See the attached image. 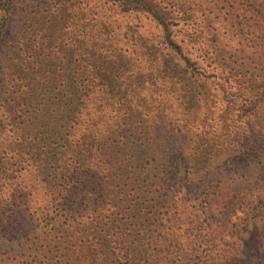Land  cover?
<instances>
[{
	"label": "trees",
	"instance_id": "obj_1",
	"mask_svg": "<svg viewBox=\"0 0 264 264\" xmlns=\"http://www.w3.org/2000/svg\"><path fill=\"white\" fill-rule=\"evenodd\" d=\"M3 53L0 264H237L264 210V0H0Z\"/></svg>",
	"mask_w": 264,
	"mask_h": 264
},
{
	"label": "rangeland",
	"instance_id": "obj_2",
	"mask_svg": "<svg viewBox=\"0 0 264 264\" xmlns=\"http://www.w3.org/2000/svg\"><path fill=\"white\" fill-rule=\"evenodd\" d=\"M97 13H100V11L97 10ZM116 19L122 25L137 26L142 35L150 37L151 39L154 38L152 35L158 34V28H156V25L150 19H145L144 17L125 19L118 16H116ZM226 41H229L232 49L239 48L237 39L230 36L226 38ZM8 49L9 44L4 52ZM3 56L4 53L0 55V65L4 58ZM233 235L236 243L237 264H264V210L257 219L248 224L247 232L242 233L236 230V234Z\"/></svg>",
	"mask_w": 264,
	"mask_h": 264
}]
</instances>
